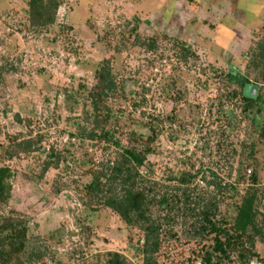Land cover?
<instances>
[{
    "label": "rangeland",
    "instance_id": "1",
    "mask_svg": "<svg viewBox=\"0 0 264 264\" xmlns=\"http://www.w3.org/2000/svg\"><path fill=\"white\" fill-rule=\"evenodd\" d=\"M28 1L0 0V166L11 171L0 219L27 223L22 264H105L107 252L143 264V230L87 191L124 148L151 149L136 170L159 225L156 264H201L212 244L199 228L201 204L217 198L218 216L232 222L250 174L264 210V116L248 117L224 80L247 76L264 97V68L252 62L264 0H57L45 28L31 24ZM102 66L116 86L96 118ZM102 129L101 139L82 134ZM210 171L236 189L217 194ZM183 174L195 177L180 185ZM255 252L264 262V241ZM222 264L240 261L232 252Z\"/></svg>",
    "mask_w": 264,
    "mask_h": 264
},
{
    "label": "trees",
    "instance_id": "2",
    "mask_svg": "<svg viewBox=\"0 0 264 264\" xmlns=\"http://www.w3.org/2000/svg\"><path fill=\"white\" fill-rule=\"evenodd\" d=\"M57 6V0H29L27 12L31 24L39 28L52 24L54 10ZM149 47L153 48L154 45ZM181 51L184 52L185 57L190 54L188 49H181ZM252 62L255 65L260 63L264 68V39L258 44V52ZM224 80L228 98H239L242 110L247 116L254 112V122L259 120L258 117L261 115L264 116L263 95L259 92L255 98H252L243 94L245 85L250 84L247 76L238 73L225 74ZM95 81L93 88L96 97L93 98V109L97 111L100 98L113 91L116 83L108 66L100 67L96 72ZM231 84L235 85L233 89L229 88ZM97 114L98 111L96 118H98ZM107 133L102 129L99 135L98 132L86 134L83 132L82 134L94 140L106 137ZM258 134L264 137V120ZM150 151L148 144L142 150L124 148L121 160L110 168V171L105 168L94 173L87 187V191L96 197L94 200L96 205L109 208L126 225L136 226L143 230L145 237L141 250L143 264H156L154 255L160 247L159 225L149 214L150 188L137 184L139 174L136 169L144 164L146 155ZM51 157L53 155L50 154L49 158ZM48 167L49 162H46L43 170L45 171ZM209 175L211 180L208 184L220 196L236 189L213 172L210 171ZM10 176V169L0 166V205L7 203L11 197ZM194 177L191 174H183L178 176L177 181L180 185H187ZM247 177L248 184L244 188L240 203L236 206V214L232 222L218 216L217 198L210 196V199L201 204L197 215L201 223L199 228L204 237L212 241L208 248L203 247L198 253L201 264H222L232 252H235L240 264H249L252 258L263 261L255 252L256 240L264 241V210L260 209L261 204H258L262 190L258 187L254 175L250 174ZM26 235L27 223L22 218L8 215L0 219V264L21 263L20 256L25 253L27 246ZM104 258L105 264H128L125 257L117 252H107Z\"/></svg>",
    "mask_w": 264,
    "mask_h": 264
},
{
    "label": "water",
    "instance_id": "3",
    "mask_svg": "<svg viewBox=\"0 0 264 264\" xmlns=\"http://www.w3.org/2000/svg\"><path fill=\"white\" fill-rule=\"evenodd\" d=\"M257 90H258L257 85L247 84V85H245V87L243 89V94H244V96H249V97L255 98L257 95Z\"/></svg>",
    "mask_w": 264,
    "mask_h": 264
},
{
    "label": "built area",
    "instance_id": "4",
    "mask_svg": "<svg viewBox=\"0 0 264 264\" xmlns=\"http://www.w3.org/2000/svg\"><path fill=\"white\" fill-rule=\"evenodd\" d=\"M248 173H251V170H250V169L248 170ZM249 264H264V262L261 261V260L258 259V258H252V259L249 261Z\"/></svg>",
    "mask_w": 264,
    "mask_h": 264
}]
</instances>
